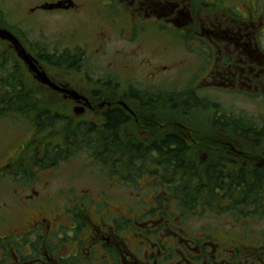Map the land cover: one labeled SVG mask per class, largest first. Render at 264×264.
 I'll list each match as a JSON object with an SVG mask.
<instances>
[{"label":"flooded vegetation","instance_id":"af4514ba","mask_svg":"<svg viewBox=\"0 0 264 264\" xmlns=\"http://www.w3.org/2000/svg\"><path fill=\"white\" fill-rule=\"evenodd\" d=\"M226 1L37 0L29 7L31 13L27 12L29 16L74 12L79 14L78 23L81 25L104 24L105 27L101 30L109 33L112 25L113 27L120 25L124 32L119 38L128 42L135 41L138 34H144L149 38L163 34V38L168 39V42L179 41L187 45L191 55L194 53L199 59L202 58L203 66L205 63V68L208 69L206 71L201 69L199 72L203 74L198 76L204 84L212 88L219 87L224 91H239V94L247 96H250L251 92L264 94V81L261 82L264 80V45L258 47L257 36L251 31L264 25V7L260 3L256 4L257 0ZM215 2L219 6H216ZM141 10H150L152 13L149 16L145 15L147 16L145 18L140 15L139 18ZM124 18L129 19L126 24L121 21ZM84 19L88 22L83 21ZM0 29L13 34L19 50L25 51L36 68L43 71L52 82L77 93L78 97L73 98L39 82L32 75L37 86L52 89L65 99H72L75 102L73 110L81 113L80 117L85 116L74 121L77 140H84L87 132L92 136L93 127L95 129L98 126L102 129L113 110H120L125 116L118 124L128 138L139 140L127 129L131 122L152 128L154 126L153 130L158 127L155 128L156 120L140 119V116L134 114L132 105H140L148 100L134 95L133 91L131 94L127 92L118 94L117 87L112 91L110 79H90L92 74L82 65L81 61L108 55L107 46L110 38L106 36L105 31L98 33L97 40L91 43L89 40L91 36H79L77 28H73V33L69 35H73L78 43L73 42L69 46L64 40H59V43L52 44L51 49L39 45L37 46L39 52H32L27 46L26 49L23 47L27 43L23 40V44L21 38L15 36L11 30L3 28L1 24ZM257 32L263 34L261 29ZM251 37L255 39L254 44L260 48L259 50L252 48ZM1 40L7 42L17 58L10 55L6 65L5 62L2 63L3 72L0 71V75H4L6 66L9 69H17L24 65L28 69L27 64L19 57L15 45L7 39ZM224 47L227 52L232 50V54L231 56L224 54L223 59L218 60L217 51L222 52ZM240 54L245 56L246 60L245 57L239 59ZM49 68L57 74L67 72L66 68L79 72L90 89L83 90L85 87L82 85L79 89L70 87L63 79L55 81L56 78L49 75ZM165 68L157 66L156 71ZM24 87L22 80L20 78L16 80L14 75H8L4 82H0V108H11L19 103L20 101L16 99L19 100L20 90ZM132 87L129 85L130 90ZM167 92L170 96L174 94L173 91ZM30 110L34 114L35 127L39 126L34 131L36 135L41 134L48 119V109L45 107L39 111L36 108ZM89 112L94 113L97 118H88ZM61 116L65 120L68 117L63 114ZM167 134H174V131ZM29 138L16 144L17 152L0 158V188L17 185V190L14 189L8 194L14 196L12 205L0 202V264H264V253H260L264 252L261 250L264 247L257 251L255 248L259 247L240 249L236 244L215 249L214 246L211 248L208 245L207 238L186 239L180 234L183 232L179 226L183 217L174 211L162 210L155 199L145 205L142 213L134 216L132 213L129 215H113L111 212L106 213L107 211L104 213L105 208L99 207L98 201L89 199L91 195L85 192L78 195L58 194L63 198L55 196L53 200L51 195H47L48 187L44 189L45 182L38 184V189L34 188L35 182L32 181H42L46 176H52L50 169L53 168L31 167L30 161L26 159L29 153L26 149ZM154 139L156 136L152 138ZM40 151L44 156V150ZM93 169H99L101 173L109 175L107 168ZM140 169L124 168L123 171L137 174L140 173ZM40 170L47 172L43 179L39 177ZM202 170L205 171V168ZM226 170L233 172L236 168ZM144 171L148 174L163 170L147 168L141 172ZM33 173L35 175L38 173V178L37 176L34 178ZM115 175L120 174L115 172ZM110 178L117 181L113 176ZM126 184L133 185L129 180H126ZM68 195L75 198L67 199ZM130 211L133 212L132 209Z\"/></svg>","mask_w":264,"mask_h":264},{"label":"rangeland","instance_id":"374dc122","mask_svg":"<svg viewBox=\"0 0 264 264\" xmlns=\"http://www.w3.org/2000/svg\"><path fill=\"white\" fill-rule=\"evenodd\" d=\"M36 2L37 0H0V24L21 38L23 44L24 40L27 44H22L23 47L26 49L27 46L32 52H39L37 50L39 45L51 49L52 44L59 43V40H64L65 44H69V46L73 42L78 43L77 39L74 40L73 35H69L73 33V28H77L79 36H91L89 39L92 41L91 43L94 42L93 40H97L98 33L105 31L101 30L105 27L104 24L81 25L78 23L79 14H74V12L29 16L28 12L31 13L29 7H32ZM216 3L215 5L219 6ZM259 3L264 7V0H257L256 4ZM151 13L150 10H141L138 17L140 18L142 15L145 18ZM83 21L88 22L87 19ZM121 21L126 24L129 19L124 18ZM260 29L263 30V34L257 32ZM251 31H254L255 36H257L258 47L263 46L264 25L251 29ZM105 32L107 33L106 36L110 38L107 46L108 55L94 59L89 58L81 61V63L92 74L90 79H110V85H113L112 91H115L116 87L118 94H124V92L131 94L133 91L134 95L140 96L143 100H148L146 103L141 102L140 105L133 104L134 114L140 116V119L156 120L155 128L158 127L153 130L154 126L152 128L131 122L127 125V129L134 134V138L137 137L143 142H149L155 136L174 131L180 133L186 143L192 147L191 152L187 155L190 160H199L200 163H204L213 160L217 153L223 157L228 156L227 151H230L234 153L231 157L233 168H236L234 173L241 169L250 173L252 168H247V165H254V160H256L255 162L261 161L262 163L259 164L264 165V135L256 136L243 133V128L248 129L251 126L257 131H264V94L251 92L250 96H247L243 93L239 94V91L230 92L227 90V92L219 87L212 88L210 85L204 84L198 76L203 74V72H199L201 69L204 71L208 69V67L205 68V63L203 66L202 58L199 59L194 53L191 55V51L187 50V45L179 41L171 40L168 42V39L163 38V34L155 35L153 38L138 34L135 41L128 42L119 38V35L124 32L120 25L114 27L112 25L110 33ZM252 37V48L259 50L260 48L254 44L255 39ZM224 54L231 56L232 50L227 52L224 47L222 52L217 51V59L222 60ZM10 55L17 58L7 42L0 38V71H2V63L5 62L6 65ZM241 57L245 56L240 54L239 59ZM157 66H165L166 68L156 71ZM4 70L6 72L4 71L3 76L0 75V82H4L8 75H14L16 80L18 78L22 80L25 87L20 90L19 100L16 99L20 101L19 103L11 108H0V158L3 155L17 152L16 144L31 136L26 146L30 153L26 159L30 161L31 167L53 168L50 169L52 176H46V178L44 177L47 172L39 171L41 172L39 177L44 178V180L32 181L35 182L34 188L38 189V184L45 182L46 187L44 189L48 187L47 195H51L53 200H55V196L63 198L58 194L89 193L91 195L89 199L98 201L99 207L105 208L104 213L107 211L106 213L111 212L113 215L132 213L131 215L134 216L137 213H142L143 209L146 208L145 205L155 199L154 195H158L163 202L158 207L165 211H174L177 214L176 211L179 209L175 205L176 203L171 202L173 196L168 195L162 189L153 192V183L159 181L157 176L144 175L137 179L135 184H126V180L130 181L134 178L133 174L122 173L124 172L122 169L128 164L127 159L115 163V168H118L117 172L121 173V176H115L117 181L111 179L103 171L104 174L98 171L99 169H93L106 167L97 159L94 152L89 153L88 150L77 151L79 150L77 149L75 152H71L69 151L71 149H68L67 155L62 157L54 167H42L38 164V158L43 156L40 150L45 152L49 142L53 145L56 143L64 145V134H68V131L74 127V121L78 118H85V116L80 117L82 114L73 110L75 102L72 99H65L52 89L37 86L33 82L32 72L24 65L17 69H9L6 66ZM66 70L67 72L57 74L49 68L48 72L50 76L56 78L55 81L59 82L63 79L68 82L70 87L79 89V86L82 85L85 87L83 90L90 89L88 84H85L82 74L67 68ZM263 81L261 80L262 83ZM129 85L133 86L132 90H130ZM167 91L174 92L171 95L173 98ZM45 107L51 111L52 116L58 113L57 116L63 114L68 117L66 120L51 118V125L44 127L43 132L36 135L34 129L39 128V126L36 125L35 127L34 114L30 109L36 108L39 111ZM216 114L219 116L228 114V117L238 120H236L235 125V121H233L230 124L226 123V126H213L211 121ZM88 118L96 119L97 117L94 113L89 112ZM49 123L48 120V125ZM239 124L242 127H239ZM119 131L121 144H124V141L134 142L136 140L128 138L129 136L126 137L123 134V128ZM91 135L90 141L92 142L90 144L99 152L103 148L104 141L100 140V136L95 131ZM201 140L215 141H212L208 147ZM79 141L81 142V139L76 142L75 146L80 145ZM219 143L222 147L219 146ZM38 173L37 175L33 173V177L37 176L38 178ZM14 189L17 190V185H9L4 189L3 187L0 188V191H3L0 192V202L12 205L11 201L14 200V196H8V194L12 193ZM230 195L237 199L239 197L238 192L235 191H232ZM69 197L74 196H66L67 199H70ZM250 197L252 198V196ZM107 200L108 205H106ZM247 201L250 199L248 198ZM70 202L72 203V201ZM73 204H75L74 200ZM233 204L234 202L228 198H219L211 207L199 210L195 214L184 215L183 221H180L179 225L183 229L180 234L191 240L195 237L207 238L208 245L211 248L214 246L215 249L236 246V244L240 249L252 248V246L259 244L264 245V212H259L256 216L247 214L243 218L239 216L242 215L241 212L250 211L253 208H246L247 205H242V203L234 208L235 205ZM131 209L133 212L130 211ZM261 248H255V250L258 251ZM261 250L264 251V248Z\"/></svg>","mask_w":264,"mask_h":264},{"label":"trees","instance_id":"16d2710c","mask_svg":"<svg viewBox=\"0 0 264 264\" xmlns=\"http://www.w3.org/2000/svg\"><path fill=\"white\" fill-rule=\"evenodd\" d=\"M49 112L51 111L48 110L47 116L49 119H47L44 127L51 125V118L65 120L62 116H57V114L52 116ZM109 114L107 124L102 129L98 126L94 129L95 133L100 136V140L104 141L103 148L99 152L90 144L92 142L90 141V132H87L84 140L81 139V142L79 141V146H75L78 140L75 133L76 129L73 127L68 131V134H64V145L61 143L53 145L49 142L46 145L45 155L38 158L37 163L43 167H54L62 157L67 155L68 149H71L69 150L71 152H75L77 149H79L77 151L88 150L90 151L89 153L94 152L97 159L105 164L104 166L109 169V175L113 176V178L118 176L115 175L116 169H118H115V163L117 161L122 162L125 159L128 161L125 168H141L142 170L161 168L163 170L161 172L149 171L150 173L148 174L145 171L142 173L140 169V173L133 174L134 178L130 182L135 184L137 179H140L144 175H149L150 177L157 176L160 182L156 181L153 183V192L162 189L168 195L173 196L171 202L176 203L175 205L179 209L176 211L177 215L181 217L195 214L199 210L211 207L215 200H219V198L232 200L234 202L233 205H235L234 208L241 203L242 205H247L246 208H253L250 211L241 212L242 215L239 216L243 218L247 214L256 216L259 212H264V165L259 164L262 163L261 161L255 162L256 160H254V165H247V168H252L250 173L245 172L243 169L234 173L226 170V168H233L231 157L234 153L230 151H227L228 156L223 157L217 153L213 160H208L204 163H200L201 161L199 160H190L187 155L191 152L192 147L177 132H174V134H167L168 132H165L162 135L156 136L154 140L150 139L151 141L149 142L135 140L134 142L124 141V144H121L119 131L121 127L118 123L125 116L120 110H113ZM227 115H214L211 121L212 125L226 126V123L230 124L233 121H235V125L238 119L233 120ZM48 120L50 122L49 125ZM237 122L239 123V121ZM239 127L242 126L239 124ZM115 132L116 134H114ZM243 133L246 135L254 134L256 136L264 135L263 130L257 131L253 126L248 129L243 128ZM212 141L215 140H201L208 147H210ZM108 163L110 165H107ZM203 168H205V171H200ZM119 174L121 176V173ZM232 191L238 192V199L230 195ZM154 197L159 205L163 204L158 195H154ZM248 198L250 201H247ZM185 207H188L189 210L185 209ZM252 247H264V245L259 244Z\"/></svg>","mask_w":264,"mask_h":264},{"label":"water","instance_id":"95a60500","mask_svg":"<svg viewBox=\"0 0 264 264\" xmlns=\"http://www.w3.org/2000/svg\"><path fill=\"white\" fill-rule=\"evenodd\" d=\"M0 37L9 40L11 43H13L15 45V48L18 52L19 57H21L24 60V62L27 64L30 71L34 74V76L38 79V81H40L43 84L48 85L49 87H51L57 91H60L62 93H67V94L71 95L73 98L78 97V95L75 91L63 88V87L55 84L54 82H52L49 79V77L43 71H39L36 68V66L32 63V61L29 59V57L25 53V51L19 50V46L17 45L16 38L10 32L3 30V29H0Z\"/></svg>","mask_w":264,"mask_h":264}]
</instances>
